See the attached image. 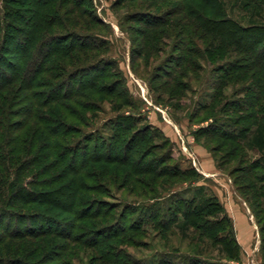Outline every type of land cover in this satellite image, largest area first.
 <instances>
[{"label": "rangeland", "instance_id": "obj_1", "mask_svg": "<svg viewBox=\"0 0 264 264\" xmlns=\"http://www.w3.org/2000/svg\"><path fill=\"white\" fill-rule=\"evenodd\" d=\"M77 1L80 12L84 14L79 17L80 25L77 26L74 22L77 17L73 16L71 24L64 26L65 32H68L66 35H61L64 33L62 29L53 27L49 30L45 25L37 37L41 41L40 54H43L44 48H48L47 44H53V52L58 48L70 50L66 56L57 54L49 65L56 60H65V71L58 73L60 78L54 84H59L57 93L72 97L65 102L78 120L73 117L69 121V129L66 130L69 137L49 142L56 143L58 149L54 150L63 154V160L65 155L74 168H79L75 176L85 190L79 194L80 200H83L81 203L89 202L92 210H101V215L110 216L97 219L94 224H104L106 228L111 222L120 221L121 229L136 225L134 229L138 233L125 234L133 240V246L126 251L129 261L141 264H178L192 262L195 258L200 264H262L261 250H254L253 247L244 249L243 260L234 261L228 258L222 245L215 243L216 236L220 242L229 236L228 228L222 222L224 215L230 218L232 225L235 224L233 234L242 246L243 233L238 229L244 227L249 230L243 235L250 242L253 235L254 239L257 236L253 223L259 220V216L252 222L250 211L242 202L245 199L251 210L256 211L257 199L251 198L253 191L240 195L235 188L255 183L247 171V166L252 162H259L264 170V135L256 126L250 128L244 140L227 141L219 136L221 133L218 136H211V133L202 135V131L213 126L228 133L247 125V113L241 111L244 96H234L229 86L223 90L222 98L211 99L213 91L210 80L216 67L214 59L205 65L202 73L181 63L186 50L201 51L200 46L208 55L214 50V45L203 47L199 43L194 49L186 47L182 37L176 36L184 16L178 15L180 0ZM219 1L227 16L239 24L264 25V9L257 11L254 7H246L242 0ZM170 11L176 17L168 19L166 14ZM93 17L102 24L92 23L90 20ZM145 20L168 22L169 25L159 27L153 39L154 30L145 25ZM48 34H52L49 40ZM16 40L14 37L8 40V51L16 50ZM81 44H86V47L79 52L77 47ZM25 49L21 48L19 54H25ZM29 50L32 55L36 53L34 46ZM6 59L12 61V68L16 66L13 55H8ZM9 60L0 64L1 70H9ZM34 91H39L43 97L51 92L48 88L40 87ZM30 104L25 99L16 103L21 108L20 113L31 111L33 108ZM56 106L35 108L37 118L31 122L29 120L32 129L25 130L34 133L38 120L45 117L50 119L47 113ZM203 106L210 108L207 111ZM9 118L12 124L13 120L22 122L23 117L13 115ZM241 119L244 122L237 124ZM11 132H14V127L9 132L5 131V135L8 137ZM21 132L17 131L18 134ZM37 136L42 139L44 131L38 132ZM234 146L239 149L234 151L237 154L232 157L230 153ZM161 168H165L166 172L177 170L178 178L168 175L158 177ZM11 169L12 173L1 177L5 182L14 179L23 184L24 191L7 197L3 194L6 198H0V264H15L18 261L23 264H58L51 260L59 256H64L66 260L67 254L64 255L61 249L68 241L49 233L67 231L73 240H77L87 238L86 233L92 228L84 232L86 225L75 216L71 217L64 211L61 213L46 203L48 199L57 197L63 205L68 206L70 201L63 197L62 191L50 198L28 197L37 195L39 191L48 192L44 194L52 192L51 187L44 185L50 180L49 175L39 174L37 169L29 173L21 170L18 173L16 168ZM242 170L245 173H241ZM259 173L262 171L257 170ZM59 177L55 175L53 178L57 180ZM241 177L246 178L240 180ZM259 186L264 187V184ZM31 200L40 203L32 204ZM211 200L219 202L223 212L212 217L204 215L196 220L191 216L184 220L181 212L185 209L208 208ZM262 204L264 206V199ZM74 210V214L80 213V208ZM154 215L158 217L154 218ZM162 218L166 230L160 232L156 224ZM200 220L220 225L207 237L199 230ZM43 234L48 235L39 236ZM103 234L104 237L110 235ZM90 240L94 241V238ZM12 244L15 247L7 248ZM17 244L23 246L17 247ZM54 244L61 248H54ZM74 246L73 249L76 248ZM106 246V250L109 246L119 248L115 244ZM93 253V250L82 251L70 264H91Z\"/></svg>", "mask_w": 264, "mask_h": 264}, {"label": "trees", "instance_id": "obj_2", "mask_svg": "<svg viewBox=\"0 0 264 264\" xmlns=\"http://www.w3.org/2000/svg\"><path fill=\"white\" fill-rule=\"evenodd\" d=\"M129 1L131 2L133 0ZM180 1L181 4L178 15L183 14L184 16L182 18V26L178 28L179 30L176 36L182 37L186 47H192L194 49L196 46H199V43L203 47L214 45V50L208 55L200 46L198 48L201 49V51L186 50L181 63L183 65L185 64L187 68L190 67L192 70L202 73L205 65L214 59L216 67L212 70L213 76L210 80L213 91L211 99L215 100L218 97L222 98L223 90L229 86L234 91V96H244L245 99V101H242L243 104L241 102V108H243L241 111L247 113V125L243 126L244 128L242 127L241 129L240 127V130L235 128L227 133L220 131L219 127L214 128L213 126V128H209L211 130L210 132H208V128V130L205 129V131H202V135L211 133V136H218L219 133H221L219 136H222L227 141H235L236 139L244 140L250 133V128L252 126H256L257 130L264 135V25L243 26L239 24L234 19L227 16L219 0ZM242 1L245 3L246 7H254L257 11L264 9V0ZM45 9H47V11L43 13ZM80 11V4L77 0H3L1 2L0 64H4L9 60L6 59L8 55H13L15 57L16 62L14 63L16 66L12 68V61L9 60V64H7L9 70L5 72L0 69V198L4 197L3 194L7 197L8 195L24 191L23 184L17 183L14 179L5 182L4 178L1 177L2 175L12 173L11 168H16L18 173L20 170L29 173L33 169H37L36 171L39 174L45 173V175H49L50 180L44 185L46 187H51L50 191L52 192L50 194H44L48 192L39 191L37 195L31 194L28 197L35 199L37 196H49L48 198H50L62 191L63 197L70 201L68 206L63 205L62 202H60L61 200L57 197L48 199L46 203L50 204V206H54V209L61 211V213L64 211L71 217L72 215L75 216L79 222L81 221L86 225L84 232L87 231L89 227L92 228L86 233L87 238L84 237L77 240H73V237L69 235L67 231L64 233L63 231H52L49 233V235H58L68 241V244H65L61 249L64 251V255L67 254V259L64 260V256H59L51 260L52 262L57 261L58 264H70L76 261L78 255L82 253V251L93 250L94 253L92 258H90L91 264H141L139 262H133L131 259V261H129V257L127 256L129 253L126 251L133 246V240L126 237L125 234L130 232L138 233V230L134 229L136 225H134V228L131 226L129 228L127 227L128 229L125 227L121 229L120 221H113L108 226L106 225V228L103 226L104 224H100L99 226L97 223L94 224L97 219H106L110 218V216L107 214L101 215V210L99 209L98 212L92 210V206L89 202L86 204L81 203L83 200H80L79 194L84 193L85 190L75 176L79 168H74L70 160L66 159L67 156L65 155L63 160V154L56 153V150H54L58 149L56 143L49 142V140L66 139L69 137V132L66 131L70 126L68 123L73 117L76 120H78V117L73 114L71 108L65 102L71 100L72 97L62 96L60 93H57L56 90L59 84H54L55 81H58L60 78V72L64 73L65 71V65H63V63L66 64V62H64L65 60L62 59L60 60L61 62L56 60L53 64L49 65L50 61H52L57 54H65L66 56L70 50L58 48L53 52V44H47L48 48H44L43 54H40L41 41L39 42L37 35L40 30L45 28V25L49 30L53 27L64 30V26L71 24V18L73 16L77 17L74 18V22H76L77 26L80 25L79 17L84 15L83 12ZM171 12L172 11L167 12L166 14L168 19L176 17V14L172 15ZM90 21L92 23L96 22L102 24L96 17H93ZM145 23L149 29L152 31L154 30L152 35L153 39L156 37L155 33L159 27L169 25L168 22L163 23V21L160 23L159 21L145 20ZM47 28L46 30H48ZM65 31L67 30H64V33L61 35H66L68 33ZM49 35L51 36L52 34H48V40L50 37ZM11 37L17 39L16 42H14L16 43V50L13 52L8 51L10 45L8 40H11ZM54 39H56L55 36ZM32 46L35 47L36 51L34 55H32L29 50ZM85 47L86 44H81L77 49L81 52ZM21 48L22 50L26 48L25 54L23 55L19 54ZM37 87L48 88L51 92L53 91V93L49 92L47 97H43L40 95L39 91H34ZM22 99L31 103V109L33 108L31 111L26 113L19 112L21 108H18L16 103ZM51 105L57 106L47 113L50 119L45 117L38 120L39 124L35 123L36 125L34 126L33 132L35 134L29 133L32 129L31 125H29L30 122L37 118L34 109L37 107L46 108ZM15 107L17 108L15 109ZM204 107L205 106L202 108L207 111L210 108V106L208 108ZM80 108L86 110V108ZM13 115L14 117H23L22 122H20L21 120H13L11 124L9 117ZM48 120L55 121L48 122ZM240 121L241 123L244 122V120L241 119L237 124L240 123ZM17 124L19 125L18 127H16ZM48 124L54 126L49 127ZM3 127H5V129ZM13 127L14 132H11L7 137L5 131L9 132L13 130ZM25 129L30 130L26 131ZM2 130L5 131L2 132ZM17 131L23 132L18 134ZM37 131H44L45 136L41 139L37 136ZM27 138L29 139L28 142L26 141ZM37 142H39L37 146L38 149L35 150ZM43 142H48V144L46 145ZM233 149L234 150L230 154L232 157H235L237 152L234 151L239 149V147L234 146ZM44 150L48 152L45 153L43 152ZM30 155L33 156L29 157ZM241 160L240 162H242ZM40 165L42 166L40 167ZM247 167V171L251 174L249 178L255 183H248L245 186H236L235 190L239 192V194L253 191L254 195H252L251 198L254 200L257 199L256 211L251 210L245 199L242 200L246 202L255 219L259 216V220H256V222L261 231V247L264 248V206L262 204L264 199V187L259 186L264 184V170L261 169L259 162H252V164ZM257 170L262 171V173L257 174ZM241 173H245V171L242 170ZM55 175L60 177L56 180L53 178ZM164 175H168L171 178H178L179 176L177 170L166 172L165 168H161L157 176L163 177ZM245 178L246 177H241L239 179L244 180ZM32 185L34 186V184ZM4 189L5 192L3 193ZM66 191H68L67 194L65 193ZM94 193L99 192L95 191ZM31 203L40 202L31 200ZM208 204H210L207 206L208 208L204 207L203 209H198L195 207L190 210L185 209L181 212L184 220L190 219L191 216L196 220L204 217V215H206V217H212L217 213L223 212V207L216 200H211ZM88 206L89 208H87ZM76 208H80L79 214H74V209ZM155 217H158V215H154V218ZM163 220L162 218L160 220L161 222L159 221L156 224L160 232L166 230V224ZM200 221H205L204 223L200 222L198 224L199 230H202L203 235H207V237L212 235V233L218 229V225H220L217 222L208 220ZM222 222L226 224L230 237H225L223 238L224 240H222L223 242H220V240H217L216 236L215 239L217 242L215 243L223 246L224 252L230 260L238 261L240 259V247L233 234L232 222L226 215H224ZM94 225L96 226L95 228ZM104 232L110 235L104 237ZM44 235L48 234L39 236L42 237ZM28 237L35 236L29 235ZM13 238L20 239V237ZM91 238H94V241L90 240ZM107 244H115L118 245L119 248L116 246H109L110 248L106 250ZM13 246L15 247L13 244L8 245L7 248ZM16 246L20 247L23 245L17 244ZM73 246L76 248L73 249ZM56 247H58L57 249L61 248H59L58 244H54V248ZM17 251L19 252L20 250L18 249ZM15 264L23 263L18 261L15 262ZM159 264L170 263L159 262ZM178 264H200V262L195 258V260L192 259V262L190 260L189 262H179Z\"/></svg>", "mask_w": 264, "mask_h": 264}, {"label": "crops", "instance_id": "obj_3", "mask_svg": "<svg viewBox=\"0 0 264 264\" xmlns=\"http://www.w3.org/2000/svg\"><path fill=\"white\" fill-rule=\"evenodd\" d=\"M242 202H244V201H242ZM245 203V205L247 206V204H246V202H244ZM247 209L250 211V219L252 220V222H253V219H254V216H253V214L251 213V210L249 209V207L247 206ZM253 224H255V229H256V231H254V232H256L255 234L257 235L256 236V238L254 239V235H253V241L252 242H250L249 240H247V239H245V235H243V234H246L248 231H247V228H244V227H241L240 229H238V232H241V233H243L242 234V236H243V238H244V241H243V246H242V244L239 242V240H236L237 241V243L240 245V248H241V251H240V259H239V261H242L243 260V258L245 257L244 256V249H253L254 248V250H261V252H262V264H264V248H262L261 247V236H260V234H261V231H260V228H259V226H257V222H255V220H254V223ZM235 224H233V226H234ZM253 233V232H252ZM237 239V238H236ZM253 247V248H252Z\"/></svg>", "mask_w": 264, "mask_h": 264}]
</instances>
